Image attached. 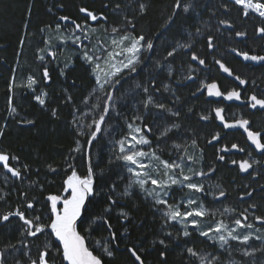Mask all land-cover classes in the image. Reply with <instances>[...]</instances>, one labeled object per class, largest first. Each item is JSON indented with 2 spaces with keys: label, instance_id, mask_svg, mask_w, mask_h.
<instances>
[{
  "label": "trees",
  "instance_id": "1",
  "mask_svg": "<svg viewBox=\"0 0 264 264\" xmlns=\"http://www.w3.org/2000/svg\"><path fill=\"white\" fill-rule=\"evenodd\" d=\"M131 1L0 0V124L5 122L8 124L5 128V135L0 139V142L9 150L8 152L19 156L21 166L28 165L27 173L20 180L12 179L9 176L10 173L5 172V169L0 167V175L7 173L8 178L12 181L6 189L5 200L0 202V214L4 211L15 210L17 207L24 208L27 200L34 203L32 212L35 208H39L44 210L42 213L39 212L43 217L44 214L47 217L50 215V204L46 201V197L48 195H62L63 187L60 189L63 182L61 172L67 171L66 158L75 147L76 139L79 138L71 123L73 116L74 114L76 117L77 114L82 115L81 112L85 108V98L93 92L95 87L88 67L81 62L73 51H66L65 49L62 51V48L58 46V41L52 42L51 31L54 30L57 23L66 29L67 25L74 27L71 24L72 20L77 23L87 22L84 14L79 11L81 7H86L98 15L103 13L108 19L111 11L115 9V5L119 3L122 5L121 9L125 14L131 16V12H126L127 4L131 3L134 7ZM145 2L148 3L149 8L142 20L135 23V31L140 28L146 29L147 34L152 37L154 45L160 44L164 37H168L167 39L170 40L168 42L171 43H167V45H170V49L176 43H191L193 45L191 50L205 59L208 69L202 70L190 60L188 53L176 50L174 60L169 58L168 61H161V63L171 67L172 75L169 76L167 67L155 69L154 55L146 53L141 65L143 71L138 70L134 78H129L122 92L132 91L137 83L147 84L150 80H154L161 95L164 86L169 85L170 90L167 92L170 94L167 96L166 105L173 111H180L179 119H176L175 122L181 124L182 127L166 138L179 141L183 147H189V150L194 153L197 152L195 151L197 148L198 152L203 149L202 168L204 166L208 169L210 166L215 167V176L211 178V181L215 180L219 186L225 189L227 201L233 202L236 206L240 205L241 209L247 207L252 212L262 213L264 210V169H262L259 179H247L229 161L217 159L218 155L222 154L217 152L215 146L206 144V139L211 138L217 123L214 118L211 119L210 123H203L200 120L201 115L211 112L213 103H210L203 94H198L201 83L215 82L218 83L222 91H226V88H235L241 91V94L258 93L264 96V64H244L238 55L228 50L231 45H236L255 55H264V38L255 31L256 27L260 25L259 19L256 17L252 19L242 18L237 6L229 5L232 11L225 14L220 7L221 2L217 0H194V11H190L189 14H179L174 23L165 28L166 22L162 23V20L165 13L171 14L174 0H145ZM106 4L108 5L107 8L105 7ZM59 16H68L70 20L67 23L61 22L58 20ZM221 17L231 20L234 28L231 30L222 28L220 34H217L214 30L220 24H217L215 20ZM106 24L104 23V25ZM48 25H52V28L49 29ZM197 28L201 29L202 36L196 33ZM236 31H244L247 35L239 39L235 35ZM210 33L216 37L214 43L218 47L217 49H208L207 47L205 36ZM21 40L24 41L23 45L20 44ZM34 45L39 46V49L48 51L50 48L51 51H55L57 53L55 60L46 56V60L40 62L37 59L38 55L34 50ZM29 47L30 53L26 56ZM170 49L164 50L165 55ZM215 57L226 58V62H229L226 66L231 68L234 75H226L219 65L211 64V60ZM18 59L20 62H17ZM66 63L69 65L68 67H65ZM23 64L26 66L29 64L35 71L34 75L41 76L39 77L40 81H43L42 86L48 93L45 108L40 107L34 100L33 93L22 92L18 95L16 92L14 96V102L19 105L20 111L25 117L24 120H33L35 121L34 124H22L19 122L22 120L19 117L12 120L10 118L5 119V114L8 111L9 82L15 73L14 71L17 68L20 71ZM45 65L48 67L52 78L50 83H45L42 77V69ZM192 69L195 70L192 71ZM61 70L64 71V75H61ZM188 75L194 76L193 79H186ZM235 76H240L248 83L241 85L239 81L235 80ZM131 93L133 95L126 100L127 106L122 108L125 119L134 116L132 109L133 107L139 108L136 101L142 99L140 96L143 97L139 90L136 93ZM98 95L102 96L100 93ZM68 96H71L72 100L66 103ZM53 109L57 110L56 117L51 114ZM76 109L81 111H76ZM139 112L145 113V111ZM159 115L150 114L151 119L149 121L151 123L154 121L156 125H159L162 122L160 117H157ZM244 115H247L246 118L255 127L262 128L264 131V109L258 108L253 112L246 110ZM116 125H121L119 119H117ZM201 133L202 137L204 136L202 139L204 140L203 146L201 147L199 144L197 147H193L192 139H199ZM81 142L83 143V139ZM196 144L198 143L196 142ZM106 148L107 145L102 139L99 142H94L92 163L97 173L95 184L97 194L94 198L89 197L91 204L86 205L88 219L83 220V223L78 221V231L85 236L88 247L94 254L102 256L104 264H135L134 258L126 251L127 247L132 246L137 247L138 251L143 249L142 258H144L145 264H164V260L160 256L161 251L167 252V264H189L185 249L187 247L198 249L195 239L182 236L178 239L166 237L161 229L162 220L157 216L153 207L149 205V202L143 199L144 197L137 186H134L131 196H121L128 187L125 181L127 179L121 177L120 169L115 162L109 163L113 147L109 151H106ZM73 155L75 158H79L80 154L74 153ZM74 164L80 166L81 175H87L88 162L84 157L80 155V159H76ZM48 165L57 171L51 172ZM97 165L98 167H96ZM101 170L103 175H100ZM33 181L37 183H33ZM113 183L116 185L113 198L117 200V205L113 206L111 213L106 214L104 209L108 206L107 196ZM248 191H252L251 197L244 195ZM24 193L27 194V197L22 195ZM253 204L256 207L250 208L249 205ZM121 211L127 212L129 219L124 220L123 217H120ZM25 214L27 216V210H25ZM98 215H106L112 225L111 230L116 232V242L110 244V247L115 251L113 258L105 256L97 244L100 242L101 245H108L110 242V233L107 228L99 226L98 223H92V220ZM21 225V221L17 217H11L9 221H0V251H3V243L15 236L16 232L21 229ZM159 239L166 240L169 245L167 249L158 243L153 247V241ZM116 244L119 245L118 248ZM202 247L204 248L203 244ZM255 257L257 262L264 260L263 255L255 254ZM57 264H61V262L58 261Z\"/></svg>",
  "mask_w": 264,
  "mask_h": 264
},
{
  "label": "snow or ice",
  "instance_id": "2",
  "mask_svg": "<svg viewBox=\"0 0 264 264\" xmlns=\"http://www.w3.org/2000/svg\"><path fill=\"white\" fill-rule=\"evenodd\" d=\"M237 6L242 18L252 19L256 17L260 21V25L256 27L255 31L262 38H264V0H222L220 5L224 13H230L232 8L229 5ZM62 7V5H60ZM107 8L108 5L106 4ZM121 4H116L115 9H121ZM138 10L140 13L147 12V4L139 3ZM195 10L194 0H174L172 5V12L167 18L164 25L168 28L174 23L175 18L183 13L187 14L190 11ZM30 11V10H29ZM80 13L84 14L86 21L95 22L97 20H107V17L100 13L99 15L89 10L86 7H81L79 9ZM215 15V13H213ZM58 20L61 22H69L70 18L68 16H59ZM125 28L123 30L118 28H112V33H121L119 39L113 38L111 40V50H106L101 48V52H106V58L97 54L93 51L89 54L87 50V45L84 44V40H88L89 33L94 32V28H90L88 23L83 24L77 23L75 20L71 21L74 26V32H72L68 37L62 38L63 43H67L68 40H72L73 43H78L82 48H84L83 59L90 65L94 66L93 75L95 77L96 88L93 90L92 96L96 97V102L92 104L91 111L83 112L82 115L87 117V122L81 121L74 114L72 125L76 129V135L79 137L75 141V147L71 150L69 156L66 158L67 167L71 169V173L67 175L64 180L65 194L64 195H48L46 201L50 204V215L48 216L47 222H45L40 215L36 216H26L25 210L34 209V203L32 201H27L24 205L25 210L17 207L15 210L7 211L0 214V221H9L11 217H17L19 221L22 222L21 229L22 235L26 237H32L39 239L42 235H47L49 238L55 237L56 240L60 242V246H56V252L62 257L67 264H104V259L100 255H96L90 250L86 245L85 236L82 235L78 229V221L83 223V220L88 219L86 213L88 211L86 205L91 204L89 197H95L97 190L95 188L96 175L92 163L93 147L94 142H99L103 138V133L106 127H108V121L113 119V115L116 118L121 116V111L118 108L126 107L127 104L124 101V97L121 94V89L125 83H128V78H134L135 74L139 71H143L141 65L143 64L142 55L145 53H152L155 55V45L152 39L147 38L143 34L136 35L134 30L136 24L133 20H130L127 16L124 17ZM218 23L224 25L227 28H234L233 23L229 19H219ZM49 29L52 25L47 26ZM61 29V24L57 23L55 25L54 31L59 32ZM107 31V29H105ZM43 31V29H42ZM219 31V28L217 29ZM197 34L201 33V29H196ZM79 33V35L77 34ZM235 35L238 37H244L247 35L244 31H236ZM83 36V39H82ZM216 37L211 33L205 36L206 44L208 49H214L216 44L214 43ZM24 41L21 40L20 44L23 45ZM180 48L185 50H191L193 45L191 43H184L179 45ZM119 49V51H116ZM44 55H39L38 60L44 62L47 57H51L55 60L57 53L55 51L45 49H40ZM233 52H237V55L242 56L246 61H254L257 63L264 62V55L249 54L248 52H238L237 49H232ZM190 60L198 62L199 65H205V59L201 58L196 54L195 51H190ZM176 49L166 52L163 57L164 61H168L169 58L175 59ZM118 57H123V59H117ZM150 59V57H149ZM107 66V70L102 68V63ZM215 63L219 65L220 69L227 73L229 76H233V72L230 67L226 66L221 60H216ZM69 65L66 63L65 67ZM167 67L169 76L172 75L171 67H168L165 63L159 61L155 64V69H163ZM195 69H192L194 71ZM64 71L61 70V75H64ZM42 77L45 83L51 82V75L48 71V67L45 65L42 69ZM235 80L239 81L241 85L248 83L247 80L241 79L240 76H235ZM186 79H193L191 75H188ZM123 81V83L121 82ZM39 82L34 76L27 77L28 89L35 92V85ZM75 83V82H73ZM254 83V82H253ZM16 86L15 75H13L8 91L9 96L7 100L9 114H16L17 107L14 102L13 90ZM207 90L209 96L223 97L227 101H240L241 93L236 89L221 91L217 83H206L203 88H198V91ZM143 94L142 99L136 101L139 104L137 111H146L149 108H154L161 113L170 114L172 117H179L180 111H173L165 103L157 102L156 94L160 92V89L156 87L155 81L150 80L147 84L137 83L135 88L132 89L133 93ZM165 91L170 90L169 85L164 86ZM97 93H103L101 98ZM48 93L42 91L40 95H35L34 99L39 103L41 107H45L47 104ZM91 97L86 98L84 103L89 104ZM72 97L68 96L66 103L71 102ZM251 109H264V96H257L255 93L247 97L245 102ZM76 111H81L76 109ZM191 111V109H189ZM95 112V115H93ZM223 108H215L214 113L216 118H218L222 126L226 129L240 128L246 133L247 140L255 146L256 150H259L264 154V132L254 131L248 119L239 118L231 122L227 121L223 115ZM53 117L57 116V110L53 109L51 112ZM211 117L208 115H201L200 120L207 121ZM144 116L134 115L129 119L126 124L127 132L121 138L117 139L113 145V155L109 163L121 162L122 167L126 169L127 173L130 174L131 182L128 187L124 190L121 196H131L132 192L129 189L134 186H138L140 192L143 193L144 198H151L154 206L157 207L156 211L160 213L162 224L161 229L164 235L171 239H178L180 236L191 237L192 233L188 231V227L191 226L193 230H199L201 220L206 217H214L216 214L211 212L209 209L205 208L202 204L198 203L197 199L193 196L187 198L186 200H181L180 202L173 201L169 202V196L171 194V189L173 186L178 188H187L190 193L193 194H208L205 189V185L200 182H196L195 178L205 177L211 175L216 171L214 166L209 167V171L205 172L202 168L196 169L192 165L200 163L202 159V150L196 155H190L187 152L184 156L178 157L177 160H162L160 156L156 154L154 150L144 151V145H151V140L145 135V133H151L152 127L143 123ZM22 124H34L33 120H21ZM8 124L5 122L0 125V138L5 135V128ZM182 125L179 123H172L170 127H165L160 131L158 139H163L168 136V133L172 130L179 131ZM110 134V133H109ZM83 139V143L81 142ZM221 139L220 133H215L212 139L208 141L211 144L213 141H219ZM191 144L196 147V140L192 139ZM181 147L180 145L176 146ZM232 150L238 152H244L245 149L240 147L238 144H232L231 147H223L220 149L221 152L228 153ZM74 153L80 154L88 162L87 175L81 177L71 161L75 159ZM19 156H15L7 151H0V167L6 170L7 173L11 174V177L22 178L28 171V165L13 166L11 161L15 160L19 163ZM217 159L219 161L225 160V155H218ZM191 162V163H188ZM232 164L238 165V169L241 172L248 173L250 169H253L254 165L261 164V161L252 160H232ZM98 167V165L96 166ZM23 168V171H22ZM51 172H56L57 170L51 165H48ZM38 171V170H37ZM251 174V173H249ZM100 175H103L101 170ZM33 183H37L33 181ZM42 187V186H41ZM218 191V196L216 198L226 197L227 193L220 188L219 185L216 186ZM116 185L113 183L110 187L109 194L107 196L108 206L104 209V213H111L113 206L117 205V200L113 198L115 195ZM252 191L246 192L244 195L251 197ZM27 197V194H22ZM215 196V193H213ZM3 199V196H0ZM243 199V197H241ZM250 208H255L256 205H249ZM229 209H224V212H228ZM235 212V210H231ZM248 209L243 212L238 213L237 217L233 218L231 223H226L223 218L216 219L214 224H209L206 230H200L198 232L199 236L208 239L218 241L220 247L226 252L230 250V242L235 241L240 245H245L242 250V255L246 257H252L257 251L264 253V247L256 248L253 247L251 241H261L264 244V235H254L252 231H247L248 229H253V223L248 222L249 216L247 215ZM223 216V213H220ZM120 217L124 220L129 219V215L125 211L119 213ZM253 219L259 221L264 225V217L256 216L253 213ZM92 223H98L99 226L106 227L110 233V242L108 245H101L97 242L98 246L105 256L108 258H113L115 256V251L110 247L111 243L116 242V232L112 231V225L109 223L106 215H98L92 220ZM175 224L182 225V229L179 233L174 234L172 231H167L170 226ZM126 231V230H125ZM256 231H259L258 229ZM24 248L27 250L25 255L28 257L27 264H55L52 256L53 245L45 243L43 246L36 245L35 251H33L30 243L21 241ZM159 244L164 249L168 248V243L165 239H159L158 241H153V247ZM11 248L15 249L16 245H11ZM118 248L119 245L116 244ZM251 248V250H248ZM6 251H0V264H5ZM19 251V249H17ZM126 251L134 258L135 264H145L144 258H142L143 249L137 250V247H127ZM186 253L190 258H193L196 264H222L220 256L215 254H203L194 247H187L185 249ZM230 254V253H229ZM161 258L164 260V264H167V252H160ZM20 264V261H17Z\"/></svg>",
  "mask_w": 264,
  "mask_h": 264
},
{
  "label": "rangeland",
  "instance_id": "3",
  "mask_svg": "<svg viewBox=\"0 0 264 264\" xmlns=\"http://www.w3.org/2000/svg\"><path fill=\"white\" fill-rule=\"evenodd\" d=\"M217 1L222 3V0H217ZM131 2H133L132 4L135 8L132 7L131 3H129V4H127L128 6H127V11H126L129 13L131 12L130 13L131 16L128 14H125V12L122 9H114L111 11L109 18L107 19L108 22H107V20L106 21L105 20H97L95 22L87 21L89 27L95 29L94 32H90L88 34L90 38L88 40H84V44L87 45V50L89 51V54H91L93 51H96L98 55L106 58V52H101L100 49L104 48L106 50H111L112 49L111 40L113 38L119 39V36L121 34V33H112L111 29L115 27V28L123 30L125 28V20H124L125 16H128V18L130 20H133L134 23H139V21L142 20V17H144L146 13L142 14L139 12L138 4L141 2L146 3L147 4V10H148V8H149L148 3L145 2V0H135V1L132 0ZM230 6H233V5L230 4ZM187 14H189V13H187ZM169 15L167 13L164 14V17H163L164 19L162 20V23L167 21V18L169 17ZM83 23H85V22H83ZM83 23H81V24H83ZM104 23H107V24L104 25ZM105 29H107V31ZM74 31H75L74 27H71L70 25H67L66 29L61 27L59 32L52 30L51 31V33H52V36H51L52 40L51 41L52 42L58 41V43H59L58 46L62 48V51H64V49L66 51L67 50L73 51L74 54L80 58L81 62L85 66L88 67V69L90 71V76L93 78L94 85H95V77L93 75L94 66L88 64L83 59V52L85 49L82 48L78 43H73L72 40H68L67 43L62 42V38L68 37ZM77 34L79 35V33H77ZM134 34H136V35L143 34L147 38L152 39V37L149 34H147L146 29L140 28L136 31L134 30ZM167 38L164 37L163 41H161L160 44L155 45V49H154V51H155V55H154L155 62H157V61L164 62V60H163V57L165 56L164 50L170 49V47H169L170 45H167V43H171V42H168L170 40ZM82 39H83V36H82ZM180 44L181 43H176L175 45H173V47H175L176 50L183 52L184 49L179 47ZM34 48H35L34 50H35V52H37L38 56L44 55V53L40 51L39 46L36 47V45H34ZM48 50H51V49L48 48ZM170 50H172V49H170ZM116 51H119V49H116ZM26 53H27L26 56L29 55L30 47L27 49ZM145 54L142 55V57H141L142 60L144 59ZM117 59H123V57H118ZM17 62H20V59H18ZM21 63L19 64L20 66H21ZM101 63H102V68H105V70H107V66L104 65L102 61H101ZM163 69H165V68H163ZM31 71H33V72H31ZM14 72L15 73H13V75H15V80H16V86L13 90L14 96L16 95V92L18 93V95L22 94V92H24V93L29 92V93H33V95L35 96V95H40V93L42 91H46L44 86H42L43 81H40L41 76L39 75L40 76L39 77L36 74L34 75L35 71H34V69H32L30 67L29 64H28V66L23 64L22 69H20V71H19V68H17V70H15ZM29 72H31V73H29ZM13 75H12V77H13ZM28 76H34L39 82L37 85L34 86L35 92H33L31 89H28L26 87ZM12 77H11V79H12ZM192 77H194V76H192ZM11 79H10V81H11ZM125 86H126V84L123 86V88L120 91H121L122 96L124 97V101L126 102L127 98H129V96H131L133 94L131 93L132 91H130V90H128V92H122ZM95 88H96V85H95L94 89ZM129 88H131V87H129ZM92 93L93 92H91L86 97V98L91 97V99L89 100L88 105L85 104V108H84V110H82L81 113L89 112L92 110L90 106L96 102V97L92 96ZM100 94H102V96H100L102 98L103 93H100ZM168 94H170V93L165 91V90H162L161 95L159 93H157V95H156L157 102H162V103L166 104ZM140 97L142 98V96H140ZM47 100H48V97H47ZM15 105L17 107V113L10 115L9 110H8L5 114V119L10 118V120H12L15 117L16 118L19 117L20 119L24 120L25 117L22 114V112L20 111L19 105H17L16 103H15ZM45 107H43V108H45ZM118 110L121 111V116L119 118H116L113 115V119L108 121V127L105 128L104 133H103L102 140L107 145L106 151H109L110 148L113 147L114 142L117 139L121 138L123 135H125L127 132L126 124L129 122V119H125V114H124L122 108H118ZM132 110L134 111V115L144 116L143 123L147 124L149 127H152L151 133H147V132L145 133V135H147V137L151 140V145L142 146L144 151L147 152L150 150H154L156 152V154L158 156H160V158L162 160H169V161L177 160L178 157L184 156L185 152H187L190 155H195L196 153H199L198 148L195 150L197 152L194 153L191 150H189V147H183V145H181V143H179V141H177V140H176L177 141L176 142V141H173L171 138L169 139L166 137L163 138L162 140L158 139V137L160 135V131L163 130L165 127H170L172 123H176L175 121H177L179 119L178 117H172L170 114L161 113L154 108H149L148 110L145 111V113H140L139 111H137L136 107H133ZM150 114L151 115L161 114L157 117H160L162 122L159 123V125H156V122H154V121H153V123H151L149 121L151 119L149 117ZM77 115H78L77 118H79L81 121L87 122V117H85L83 115H79V114H77ZM93 115H95V112H93ZM117 119H119V121H120V124H121L120 126L116 125ZM160 125H162V126H160ZM174 131H176V130L175 129L172 130L171 132L168 133V135H170ZM213 133H214V131H213ZM203 138H204V136L202 137V133H201V136H199V139L196 140V142L198 143V144H196V147L199 144L201 147L203 146V144H204L203 143L204 140H202ZM177 145H180L181 147L177 148L176 147ZM199 149H201V148H199ZM0 151H7L8 152L9 150L6 149V147L3 146L2 143L0 142ZM110 154H111V158H112L113 152H111ZM13 155L17 156L14 153H13ZM94 157L96 158V156H94ZM76 159H80V155H79V158L73 159L71 161V163L75 167L77 173L81 177H83L85 175H81L82 172L80 171V166H77V164H74ZM77 161H79V160H77ZM11 163L13 164V166H21L20 165L21 164L20 159H19V163H17V161H15V160L11 161ZM115 163L117 164V167L120 169L121 177L122 178L125 177L127 179L125 181L127 182V185H128L131 182L130 174L127 173L126 169H124L122 167L121 162H115ZM188 163H191V162H188ZM202 163H203V155H202V159L200 160V163L193 164L192 166L199 170L202 168ZM66 170H67L66 172L65 171L61 172V177L63 178L62 185L60 186L61 187L60 189H62V187H63V190H61L63 192L62 195L65 194V192H64V190H65L64 180L66 179L67 175H69L71 173V169H69L68 167L66 168ZM5 172H6V170H5ZM9 176L11 177V174ZM11 178L15 179V177H11ZM16 179H18V178H16ZM195 179H196V182H198V183L202 182L205 185L206 192L208 193L206 196L204 194L190 193L187 188H178V187L173 186V188L171 189V194L168 197L169 202L172 203L173 201H175L178 203L181 200H186L187 198H191L194 196L197 199L198 203L202 204L205 208L209 209L211 212L215 213L216 215L214 217H206V218L202 219L199 230H193V228L191 226H189L188 231L191 232L192 235H191V237H184V238L195 239V241L198 244L197 250L200 251L201 253H203V254H215V255L220 256V260L222 261V264H264V260H262V261L259 260L257 262V258L255 257V254L264 256V253H262L260 251H257L254 254V256H252V257H246V256H243L241 254L242 250L245 247H247L245 245H240V244H238V242L232 241V242H230L229 252H226L224 249H222L220 247V244L218 241L214 242L211 239L199 236L198 232L200 230H206L208 228L209 224L215 223L216 219L223 218L226 223H231L232 219L237 217L238 213L243 212L247 207L241 209V207H239L240 205L236 206L233 202H231V203L228 202L227 197H221L218 200H215V197L218 195V191H219V189H217L216 186L219 184H217V182L215 180H212V181H214L212 183L211 179L207 178L206 176L200 177V178H195ZM18 180H20V178ZM10 181L11 180L8 178L7 173H3L2 175H0V196H3V199H0V202L4 201L5 200L4 197L7 196L6 189H7V187H9L11 185ZM133 188L129 189V191H131L132 194L134 191ZM220 188L225 190L222 186H220ZM137 189L139 190L138 186H137ZM140 193H141V195H143L142 192H140ZM213 193H215V196L213 195ZM143 197H144V195H143ZM143 199L147 200L149 202V205L152 206L155 211H156L157 207H162V206H154L153 202L151 201V198H147V199L143 198ZM21 209L25 210V208H21ZM224 209H229V211L224 212ZM233 209L235 210V212L231 211ZM43 211H44L43 209H39V208H35L34 212H32L31 209H27V212H28L27 216L32 217V216L40 215L39 212L42 213ZM156 213H157V216L161 219L160 213L157 211H156ZM220 213H223V216H221ZM247 215L249 216L248 222L253 223V225H254L253 229H248L247 231H252L254 233V235H264V225H262L259 221H256L253 219V214H252L251 210L248 209ZM255 215L264 217V210L262 213L255 214ZM40 216L42 217V219L45 222H47L48 217L45 214H44V217H43V215H40ZM21 224H22V222H21ZM182 227L183 226L180 224H175L173 226H170L168 229L171 231L179 233L181 231ZM257 229L259 231H256ZM21 233H22V229L18 230L16 232V235L11 237L10 240H7V241H5V243H3V245H2L3 251L5 249H7L6 256H5V264H17V261H20V264H27L28 257H27V255H25V252L27 250L24 248V245L21 243L22 240L30 243L32 248L34 247L33 249H35L36 245L42 244L41 246H43L45 243L50 242L53 245L51 254L53 256L55 264H57L58 261H60L61 264H67V261H64L62 259V257L55 250L56 246L62 247L60 245V242L58 240H56L55 237L49 238L47 235H42V236H40L39 239H35L32 237H26V236L22 235ZM202 244H203L204 248L202 247ZM250 244L256 248L264 247V244H262L261 241L254 240V241H251ZM11 245H16V248L15 249L11 248L10 247ZM17 249H19V251H17ZM248 250H251V248H249ZM188 263L189 264H196L194 259L190 258L189 256H188Z\"/></svg>",
  "mask_w": 264,
  "mask_h": 264
},
{
  "label": "flooded vegetation",
  "instance_id": "4",
  "mask_svg": "<svg viewBox=\"0 0 264 264\" xmlns=\"http://www.w3.org/2000/svg\"><path fill=\"white\" fill-rule=\"evenodd\" d=\"M219 19H225V18H216L215 22L217 24L218 23V20ZM219 28V31H217V29ZM222 28H227L226 26L224 25H220L219 27H217V29H215L214 31L217 33V34H220ZM228 29H233V28H228ZM213 31V32H214ZM197 33V32H196ZM199 35L202 36V33H200ZM238 37V36H237ZM245 37V36H244ZM244 37H238L239 39H242ZM218 47L216 46L214 49H217ZM232 49H237L238 52H248L249 54H253L252 52H250L249 50H246V49H242V48H239L237 47L236 45H231V48H229L228 50L231 51L232 53L236 54L237 55V52H233ZM192 51V50H190ZM189 51V52H190ZM184 53H188L189 52H185L183 51ZM238 58L241 59V61L244 63V64H254V65H257V64H261L264 62H260V63H257V62H254V61H246L243 59L242 56H239L238 55ZM216 60H221L225 65L228 64L226 61L227 59L224 58V57H215L211 60V64H214V65H217L215 63ZM232 63V62H231ZM205 66L206 68H202L200 67L202 70H205V69H208V66L206 64V61H205ZM226 75H228L226 73ZM129 79V78H128ZM131 79V77H130ZM123 83V81H121ZM127 84V83H125ZM124 84V85H125ZM206 84L205 82L204 83H201V86L200 88H203V85ZM218 84V83H217ZM220 87V86H219ZM232 89V88H231ZM229 88H226V90H231ZM235 89V88H233ZM221 90V88H220ZM222 91V90H221ZM241 93V91H240ZM198 94H203L204 97L210 102V103H213V106H212V110L210 113L208 114H204V115H208L210 116L211 118L207 121H202L203 123H210L211 122V119L214 118L217 125L214 129V133L212 134V136L215 134V133H220V137L221 139L219 141H213L211 144L208 143L209 140L212 139V136L211 138H208L206 139L207 142L206 144H209V145H213L215 146L217 152L221 153L222 155H225V160L226 161H229L230 164L232 166H236L237 169H238V165H234L231 163L232 160H249V161H252V160H258V161H261V164L259 165H254L253 166V169H250L248 173H245V172H241L239 171V173L245 177V178H251V179H259V176H260V173L262 172V169H264V154H262L259 150H256L255 149V146L251 144L250 141L247 140V136H246V133L243 131V129H240V128H232V129H226L222 126L220 120L218 118H216L215 116V113H214V109L215 108H223L224 109V112H223V115L225 117V119L229 122L235 120V119H239V118H244V119H247L246 116L247 115H244V112H246V110H249V111H255L256 109H251L250 107L247 106V104L245 103L247 101V97L250 96L249 94L245 93V94H241V100L240 101H236V100H233V101H227L225 100L223 97H214V96H209L207 94V90L204 89L203 91H198ZM257 96H261L259 95L258 93H255ZM258 109V108H257ZM260 110H263V109H260ZM251 122V121H250ZM250 127L254 130V131H261V132H264L262 130V128H257L254 126L253 123L250 124ZM238 144L240 147H243L245 149L244 152H238L236 150H232L231 152H228V153H224V152H221L220 149L227 146V147H231L232 144ZM203 152V150H202ZM204 171L205 172H208L209 169L207 167H203ZM251 173V174H249ZM213 176H215V172L214 173H211V175L209 176H206L207 178H212ZM218 196V195H217ZM219 199V198H218ZM216 197H215V200H218ZM246 209H249V208H246ZM250 210V209H249ZM258 214L256 212H252V214Z\"/></svg>",
  "mask_w": 264,
  "mask_h": 264
},
{
  "label": "water",
  "instance_id": "5",
  "mask_svg": "<svg viewBox=\"0 0 264 264\" xmlns=\"http://www.w3.org/2000/svg\"><path fill=\"white\" fill-rule=\"evenodd\" d=\"M184 51H185V52H189L190 50H185V49H184ZM192 62L195 63V64H197L198 66H200V67H202V68H206L205 65H199L198 62H195V61H192ZM86 245H87V242H86ZM87 247H88V245H87ZM88 248H89V247H88ZM90 250H91V249H90ZM93 253H94V252H93Z\"/></svg>",
  "mask_w": 264,
  "mask_h": 264
}]
</instances>
